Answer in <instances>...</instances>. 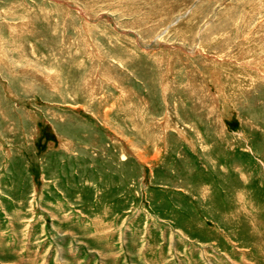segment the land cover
Listing matches in <instances>:
<instances>
[{
    "label": "rangeland",
    "instance_id": "374dc122",
    "mask_svg": "<svg viewBox=\"0 0 264 264\" xmlns=\"http://www.w3.org/2000/svg\"><path fill=\"white\" fill-rule=\"evenodd\" d=\"M0 264H264V0H0Z\"/></svg>",
    "mask_w": 264,
    "mask_h": 264
}]
</instances>
